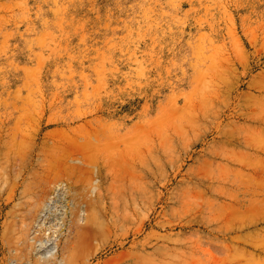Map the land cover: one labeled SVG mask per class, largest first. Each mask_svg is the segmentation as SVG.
<instances>
[{"label":"rangeland","instance_id":"rangeland-1","mask_svg":"<svg viewBox=\"0 0 264 264\" xmlns=\"http://www.w3.org/2000/svg\"><path fill=\"white\" fill-rule=\"evenodd\" d=\"M0 264H264V0H0Z\"/></svg>","mask_w":264,"mask_h":264}]
</instances>
